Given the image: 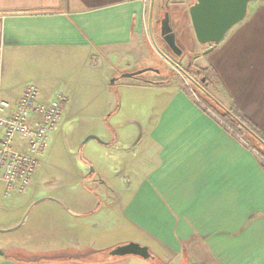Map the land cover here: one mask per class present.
I'll use <instances>...</instances> for the list:
<instances>
[{
	"label": "crops",
	"instance_id": "0c3cea01",
	"mask_svg": "<svg viewBox=\"0 0 264 264\" xmlns=\"http://www.w3.org/2000/svg\"><path fill=\"white\" fill-rule=\"evenodd\" d=\"M194 3L0 0V101L15 103L35 85L45 100L66 97L68 117L71 81L87 66L103 69L107 80L118 78L108 89L150 94L138 106L126 101L124 120L121 94V106L110 109L119 118L110 127L115 137L98 143L108 154L104 149L93 172L80 171L85 187L76 198L65 206L51 201L58 215L50 232H63L68 247L22 260L7 254L0 235V264H264V161L179 80L120 78L139 71L154 52L153 6L152 27L158 25L163 48L171 49L162 36L168 14L186 61L214 75L215 92L264 132V2L250 4L246 20L209 54L194 33ZM36 188L33 183L27 199H11L0 184V229L18 226L35 210L45 197ZM130 243L148 248L154 259L110 256Z\"/></svg>",
	"mask_w": 264,
	"mask_h": 264
},
{
	"label": "rangeland",
	"instance_id": "374dc122",
	"mask_svg": "<svg viewBox=\"0 0 264 264\" xmlns=\"http://www.w3.org/2000/svg\"><path fill=\"white\" fill-rule=\"evenodd\" d=\"M157 28L158 25L153 24L151 49L154 52L148 58L142 60L139 71L155 69L160 71V73L148 72L143 75V78L179 80L183 88L201 104L200 97L202 96L197 90L202 91L172 66L160 53V51L163 52L200 83V77H195L193 72L187 68L189 65L188 61H186L188 55L182 49L183 42H177L181 51L179 56L172 49H169L170 51L168 50V52L162 46L160 30H157ZM198 54L196 53V55ZM194 69H197V67H194ZM103 72V69L87 66L82 68L77 78L71 81V90L74 93L70 95L69 116L67 117V114H64L60 127L50 135L47 149L40 159V166L34 177V187H37L34 191L41 194V196H45L42 199L52 198L65 206L63 204L65 200L71 197L76 198L78 192L85 187L83 185L84 181L82 183V177L79 175L80 171L85 170L84 172L87 174L91 172L92 168L96 170L100 160L103 161L106 157L103 155L106 148L96 141L89 142L81 149L84 140L90 135L107 140L111 139L112 136L115 137L110 127L116 119H126V101L128 105L133 102L134 105L138 106L141 105L145 98H150V94L145 91L119 89L117 86H112V92H110L111 89L106 88V86L110 85L112 79L107 80ZM130 81L133 80L130 79ZM122 93L124 95L123 112L118 116L119 118L113 117V119L110 117L112 112L110 109L114 107V104L118 108L121 106ZM202 94L208 97L205 93L202 92ZM106 152L108 154L109 151ZM30 191L31 189L26 195L17 197L27 199ZM49 205H53L52 202L45 201L36 206L34 211H27L29 213L27 223L16 232L0 234L5 239L4 246L9 256H16V258L26 260L31 257L30 255L33 252H52L64 246L65 248L68 247V239H65L63 232L54 233L55 237L50 232V219L57 218L58 214L50 209ZM0 217L4 216L0 215ZM0 230L5 231L8 229ZM15 249H20L21 252L17 254L13 251Z\"/></svg>",
	"mask_w": 264,
	"mask_h": 264
},
{
	"label": "built area",
	"instance_id": "2783aa9c",
	"mask_svg": "<svg viewBox=\"0 0 264 264\" xmlns=\"http://www.w3.org/2000/svg\"><path fill=\"white\" fill-rule=\"evenodd\" d=\"M67 98L45 100L35 85L15 103L0 101V184L7 198L24 196L33 187L50 135L60 127Z\"/></svg>",
	"mask_w": 264,
	"mask_h": 264
},
{
	"label": "water",
	"instance_id": "95a60500",
	"mask_svg": "<svg viewBox=\"0 0 264 264\" xmlns=\"http://www.w3.org/2000/svg\"><path fill=\"white\" fill-rule=\"evenodd\" d=\"M255 2H264V0H195V3L190 7L189 14L194 29V33L197 39V42L201 46H208L209 50L206 54L211 53L214 48L220 45L226 38L227 34L235 28L237 25L244 22L248 16L249 6ZM152 18H153V6L151 7L149 23H150V32L152 34ZM162 36L165 38L169 47L174 51L176 55H180L181 51L176 44V35L173 33V30L170 26L169 15L166 14L165 19L162 23ZM160 51V50H159ZM161 55L172 65L174 66L182 75L189 79L195 86H197L203 93L210 97L215 103H217L224 110L229 112L223 105H221L203 86L205 80H201L199 83L191 77L187 71H185L179 64L171 60L167 55L161 52ZM148 72H153L159 74L160 71L155 69H144L141 71H136L133 73H125L121 75V79H137L143 76ZM118 78L113 79L111 84L114 85ZM241 126L258 142L264 145V141L250 130L245 124L241 123ZM91 141H97L100 144L106 145L101 138L95 135L88 136L81 145H87ZM94 169H91L93 172ZM45 201L57 202L52 198H45L37 200L33 206H37ZM59 203V202H57ZM27 213L21 223L5 231L0 230V233H10L21 228L28 218ZM111 257L114 258H124L129 256H135L142 258L144 260L154 259L148 248L142 247L135 243H130L124 246H119L113 249L110 253Z\"/></svg>",
	"mask_w": 264,
	"mask_h": 264
},
{
	"label": "trees",
	"instance_id": "16d2710c",
	"mask_svg": "<svg viewBox=\"0 0 264 264\" xmlns=\"http://www.w3.org/2000/svg\"><path fill=\"white\" fill-rule=\"evenodd\" d=\"M195 77L199 76L200 80H205L203 83L207 91L221 104L225 109L220 107L209 97H206L202 92L197 90L202 97L201 104L208 111L211 112L217 120L233 135H235L240 140L244 141L257 155L264 161V145L257 140H255L240 124H245L250 130L257 134L264 141V132L255 126L249 119H247L243 114L238 111L235 106L231 103H228L223 97L215 92L217 89V81L214 75L207 73L204 70L194 69L193 66L189 68ZM138 80L153 84L151 81H148L142 77L137 78Z\"/></svg>",
	"mask_w": 264,
	"mask_h": 264
},
{
	"label": "flooded vegetation",
	"instance_id": "af4514ba",
	"mask_svg": "<svg viewBox=\"0 0 264 264\" xmlns=\"http://www.w3.org/2000/svg\"><path fill=\"white\" fill-rule=\"evenodd\" d=\"M192 66V63L191 62H189V65H188V67L187 68H190Z\"/></svg>",
	"mask_w": 264,
	"mask_h": 264
}]
</instances>
